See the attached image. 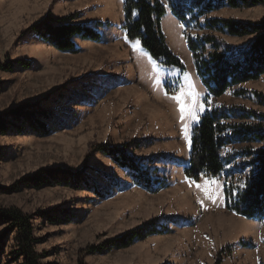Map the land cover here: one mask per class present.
<instances>
[{
  "label": "rangeland",
  "instance_id": "374dc122",
  "mask_svg": "<svg viewBox=\"0 0 264 264\" xmlns=\"http://www.w3.org/2000/svg\"><path fill=\"white\" fill-rule=\"evenodd\" d=\"M159 1L166 9L161 26L167 44L185 71L160 66L139 41L127 38L122 0H0V115L19 108L47 113L48 118L40 119L49 130L39 131L21 120L0 135V208L31 216L40 264H264V221L227 210L225 174L195 181L201 189L190 186L193 180L184 174L188 139L207 111L242 106L264 115L255 96H264V76L221 97H207L187 45L188 34L205 32L173 15L177 0ZM48 16L72 17L100 32L101 39L76 38L78 53L61 52L33 31ZM207 18L259 24L264 6L224 7ZM225 39L240 48L253 41ZM239 90L246 93L237 95ZM192 91L199 94L204 110L197 111L198 120L186 116L181 121L179 105L171 97L183 92L191 106ZM240 146L245 145H230L226 152ZM100 147L127 151L152 179L160 180L155 187L161 189L137 186L130 172ZM236 154L229 168L243 160ZM47 169L62 181L68 178V184L38 187L31 181L39 172L45 176ZM206 181H217L219 190ZM93 185L100 195L88 187ZM153 223L166 226L168 233L101 251L109 241ZM0 264H24L16 231L3 220Z\"/></svg>",
  "mask_w": 264,
  "mask_h": 264
},
{
  "label": "trees",
  "instance_id": "16d2710c",
  "mask_svg": "<svg viewBox=\"0 0 264 264\" xmlns=\"http://www.w3.org/2000/svg\"><path fill=\"white\" fill-rule=\"evenodd\" d=\"M123 25L130 41H139L142 48L160 65L185 71L182 60L170 50L161 22L166 14L159 0H122ZM264 6V0H177L172 4L173 15L188 27L194 23L202 33L193 37L187 35V45L192 54L195 71L207 90V97H221L233 87L257 81L264 76V19L259 24H244L231 19L207 18L210 12L224 7L232 9ZM203 19V21H202ZM33 31L45 42L61 52L76 54L79 48L75 39L98 42L101 34L92 27L75 23L72 17L53 18L48 16L33 27ZM253 38L246 48L230 44L225 38ZM28 66V64H26ZM244 90L236 92L245 94ZM264 106V96L255 93ZM22 108L0 115V135L6 134L9 126L26 121L32 128L48 133L46 123L40 118H48L47 113L25 111ZM19 122V123H20ZM14 124V125H13ZM264 143V115L242 106H221L207 111L200 117L192 130L189 161L184 174L193 181L201 178H217L225 174V206L237 216L264 221V147L252 145ZM240 146L237 151L226 152L230 145ZM121 169L128 170L134 183L146 191H157L160 180L152 179L140 163L121 148H99ZM236 152L243 158L234 168L229 166L236 161ZM236 154V155H235ZM229 168V169H228ZM248 171V173H246ZM37 173L31 181L41 187L54 182L61 184L59 177L52 176L50 170ZM113 184H116L113 182ZM97 195V185L88 186ZM103 194L102 196H104ZM31 216L24 215L17 208H0V220L10 223L16 231V239L24 264H40L35 252L36 239L30 223ZM168 233L166 226L153 223L151 227L134 229L131 232L109 241L101 251L124 249L137 240L150 235ZM220 264V260L217 262Z\"/></svg>",
  "mask_w": 264,
  "mask_h": 264
},
{
  "label": "snow or ice",
  "instance_id": "6c2138e0",
  "mask_svg": "<svg viewBox=\"0 0 264 264\" xmlns=\"http://www.w3.org/2000/svg\"><path fill=\"white\" fill-rule=\"evenodd\" d=\"M139 42H137L138 44ZM187 79V76H186ZM159 83V81H158ZM189 87L191 88L192 85L189 84ZM167 95V93H166ZM184 93L181 92L180 96H172L171 99L176 101V103L179 105V112H180V120L184 121L185 117L187 116L188 118L192 119V120H198V116H197V111H203L204 110V106L202 104L198 103V96L199 94L196 93L195 91H192L190 93H188V96H190L192 98L193 103L191 104V106L187 105L185 103V99H184ZM185 138L188 139V134H187V129H185ZM188 143L189 146H191V140L188 139ZM206 183H215L217 185V191L219 190L220 185L218 184L217 181H206ZM195 185L197 187V189H201V185L197 184L195 181H189V185ZM205 191V194L208 195L207 189H203ZM209 198L211 199V196H209ZM218 199V197H217ZM214 203L216 202L215 200L213 201ZM203 203V202H201Z\"/></svg>",
  "mask_w": 264,
  "mask_h": 264
},
{
  "label": "bare ground",
  "instance_id": "6f19581e",
  "mask_svg": "<svg viewBox=\"0 0 264 264\" xmlns=\"http://www.w3.org/2000/svg\"><path fill=\"white\" fill-rule=\"evenodd\" d=\"M134 90V89H133Z\"/></svg>",
  "mask_w": 264,
  "mask_h": 264
}]
</instances>
